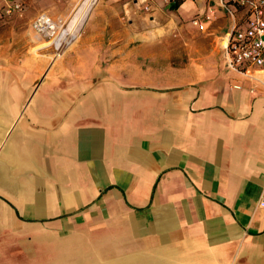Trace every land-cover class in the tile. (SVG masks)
Instances as JSON below:
<instances>
[{
	"label": "crops",
	"instance_id": "0c3cea01",
	"mask_svg": "<svg viewBox=\"0 0 264 264\" xmlns=\"http://www.w3.org/2000/svg\"><path fill=\"white\" fill-rule=\"evenodd\" d=\"M179 1L97 0L0 166V264H264V71Z\"/></svg>",
	"mask_w": 264,
	"mask_h": 264
},
{
	"label": "rangeland",
	"instance_id": "374dc122",
	"mask_svg": "<svg viewBox=\"0 0 264 264\" xmlns=\"http://www.w3.org/2000/svg\"><path fill=\"white\" fill-rule=\"evenodd\" d=\"M81 1L26 0L22 15L0 23V166L19 123L30 121L39 108L48 106L51 92L67 88L71 83L69 74L71 70L76 73L77 67L62 64L60 59L81 38L97 0L76 35L68 36L59 48L55 44L45 45L54 36L36 31L33 20L45 13L55 25L65 28Z\"/></svg>",
	"mask_w": 264,
	"mask_h": 264
},
{
	"label": "built area",
	"instance_id": "2783aa9c",
	"mask_svg": "<svg viewBox=\"0 0 264 264\" xmlns=\"http://www.w3.org/2000/svg\"><path fill=\"white\" fill-rule=\"evenodd\" d=\"M25 4V0H0V23L22 15ZM218 6L230 17V30L223 47L227 67L249 76L264 71V0H218ZM209 20L208 14L198 15L192 24L204 30ZM53 25L54 21L45 13L33 20V27L39 33L54 31Z\"/></svg>",
	"mask_w": 264,
	"mask_h": 264
},
{
	"label": "bare ground",
	"instance_id": "6f19581e",
	"mask_svg": "<svg viewBox=\"0 0 264 264\" xmlns=\"http://www.w3.org/2000/svg\"><path fill=\"white\" fill-rule=\"evenodd\" d=\"M96 0H82L78 6H76L74 12L70 17L68 25L63 28L62 25H53L50 34L54 37L51 42L46 43L45 45L55 44L56 48H59L64 40L68 36L74 37L78 32L79 26L83 23L85 16L90 12ZM58 29V31H57ZM44 45V44H43Z\"/></svg>",
	"mask_w": 264,
	"mask_h": 264
},
{
	"label": "trees",
	"instance_id": "16d2710c",
	"mask_svg": "<svg viewBox=\"0 0 264 264\" xmlns=\"http://www.w3.org/2000/svg\"><path fill=\"white\" fill-rule=\"evenodd\" d=\"M180 1L179 0H177V4H173L172 6H171V8L172 9H175V8H177L178 6H179V3Z\"/></svg>",
	"mask_w": 264,
	"mask_h": 264
}]
</instances>
